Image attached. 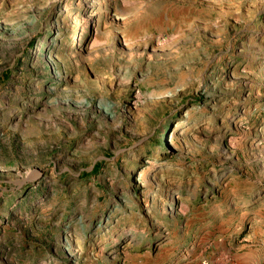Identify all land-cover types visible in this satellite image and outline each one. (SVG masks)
<instances>
[{
	"label": "rangeland",
	"instance_id": "obj_1",
	"mask_svg": "<svg viewBox=\"0 0 264 264\" xmlns=\"http://www.w3.org/2000/svg\"><path fill=\"white\" fill-rule=\"evenodd\" d=\"M0 264H264V0H0Z\"/></svg>",
	"mask_w": 264,
	"mask_h": 264
},
{
	"label": "bare ground",
	"instance_id": "obj_2",
	"mask_svg": "<svg viewBox=\"0 0 264 264\" xmlns=\"http://www.w3.org/2000/svg\"><path fill=\"white\" fill-rule=\"evenodd\" d=\"M145 164H146L147 166H149V165H150V163H149V162H146Z\"/></svg>",
	"mask_w": 264,
	"mask_h": 264
}]
</instances>
